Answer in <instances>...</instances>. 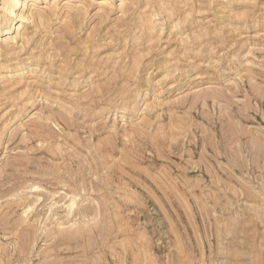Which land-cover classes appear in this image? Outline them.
Wrapping results in <instances>:
<instances>
[{
	"label": "rangeland",
	"instance_id": "obj_1",
	"mask_svg": "<svg viewBox=\"0 0 264 264\" xmlns=\"http://www.w3.org/2000/svg\"><path fill=\"white\" fill-rule=\"evenodd\" d=\"M0 264H264V0H0Z\"/></svg>",
	"mask_w": 264,
	"mask_h": 264
},
{
	"label": "bare ground",
	"instance_id": "obj_2",
	"mask_svg": "<svg viewBox=\"0 0 264 264\" xmlns=\"http://www.w3.org/2000/svg\"><path fill=\"white\" fill-rule=\"evenodd\" d=\"M16 2H17V1H16ZM18 7H19V5L17 4V5H16V8H18ZM92 65H93V64H92ZM89 66H90V65H89ZM93 66H94V65H93Z\"/></svg>",
	"mask_w": 264,
	"mask_h": 264
}]
</instances>
